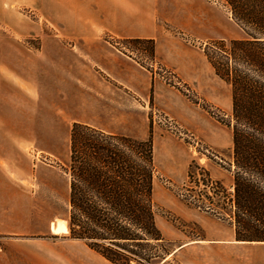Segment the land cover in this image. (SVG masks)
Masks as SVG:
<instances>
[{"label": "rangeland", "instance_id": "rangeland-1", "mask_svg": "<svg viewBox=\"0 0 264 264\" xmlns=\"http://www.w3.org/2000/svg\"><path fill=\"white\" fill-rule=\"evenodd\" d=\"M68 3L0 0V128L22 134L12 137L10 175L18 179L5 227L13 233H0V264H77L62 251L83 246L116 264L70 230V174L65 169L77 121L71 122L73 107L59 97L67 83L60 88L56 74L66 68L56 66L53 55L75 46L57 36L70 31L67 25L52 22L54 13L68 16ZM159 26L173 46L164 56L156 53L154 40H123L118 47L140 69L152 72L163 89L153 82L142 94L123 86L122 95L106 99L110 107L102 115L109 127L116 125L113 131L151 137L154 146L153 204L163 239L125 242L136 254L125 253L122 264H185L175 252L182 244L227 236L234 223L233 86L217 73L207 53L222 57L221 63L229 61L224 54L230 53L231 40L248 34L224 0H162ZM175 40L185 43L183 53L196 69L177 62ZM62 217H67L69 233L55 234L50 227Z\"/></svg>", "mask_w": 264, "mask_h": 264}, {"label": "trees", "instance_id": "trees-1", "mask_svg": "<svg viewBox=\"0 0 264 264\" xmlns=\"http://www.w3.org/2000/svg\"><path fill=\"white\" fill-rule=\"evenodd\" d=\"M224 1L248 34L231 40V51L224 54L231 63L207 53L217 73L233 86L231 217L238 239L264 241V0ZM155 167L151 137L139 139L75 122L71 162L65 169L70 174L72 236L89 241L116 264H122V256L136 254L125 242L163 239L153 204ZM115 246L117 250H107Z\"/></svg>", "mask_w": 264, "mask_h": 264}, {"label": "crops", "instance_id": "crops-1", "mask_svg": "<svg viewBox=\"0 0 264 264\" xmlns=\"http://www.w3.org/2000/svg\"><path fill=\"white\" fill-rule=\"evenodd\" d=\"M161 1L69 0L68 16L61 18L59 14H53L54 25L62 22L70 30L64 32V36L58 32L57 36L60 39L66 37L75 46L54 50L53 55L57 58L53 63L66 68V71L60 70L56 74V79L59 80L60 88H66L67 83V92L59 94V97L63 98L65 104L73 107L72 111L75 113L72 114L71 122L86 123L105 131L120 133L113 131L112 126L116 127L115 124L112 123L109 127L107 120L102 119L103 113L108 112L110 107L106 99L122 95L123 86L144 94L153 86L154 80L152 72L140 69L137 61L118 46L123 44V40H154L156 53L160 57L164 56L167 49L171 50L172 43L164 38L159 26ZM175 41L173 51L176 52L177 62L189 63L196 69L197 65L183 53L185 43ZM154 83L159 87L157 89H163L157 80ZM13 133L12 129L0 128V233L9 234L13 232L5 226L11 220L13 181L18 179L10 175L12 137L22 135ZM18 198L19 195L16 196ZM58 220L66 221L68 225L67 217L57 218L55 226ZM231 225L226 231L227 236L188 241L175 252H180L185 264H264V241L240 240L236 235L235 223ZM50 228L53 231L52 226ZM31 233L39 234L40 231L33 229ZM67 233L69 232L55 234ZM64 251L62 254L77 264H107L84 246L77 251Z\"/></svg>", "mask_w": 264, "mask_h": 264}, {"label": "bare ground", "instance_id": "bare-ground-1", "mask_svg": "<svg viewBox=\"0 0 264 264\" xmlns=\"http://www.w3.org/2000/svg\"><path fill=\"white\" fill-rule=\"evenodd\" d=\"M52 229L54 233L69 232V226L66 224V221L58 220L56 226L52 224Z\"/></svg>", "mask_w": 264, "mask_h": 264}]
</instances>
